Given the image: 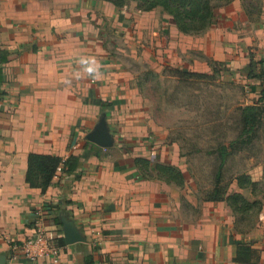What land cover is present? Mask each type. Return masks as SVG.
Returning <instances> with one entry per match:
<instances>
[{"label":"crops","instance_id":"crops-1","mask_svg":"<svg viewBox=\"0 0 264 264\" xmlns=\"http://www.w3.org/2000/svg\"><path fill=\"white\" fill-rule=\"evenodd\" d=\"M215 12L211 27L185 34L162 7L141 11L135 0H0V264H54L51 256H16L13 245L36 232L37 220L63 246L58 264H264V195L255 192L264 161L251 157L229 180V193L261 205L245 229L227 201L181 193L158 178L156 160L182 169L179 150L165 144L164 127L132 110L145 98L107 47L108 26L157 44L169 23L170 39L189 41L182 50L225 62L264 102V0H231ZM103 113L110 147L87 139ZM151 126L161 149L149 156L141 138ZM86 147L88 158L73 170L61 164L45 191L27 182L29 153L67 158ZM137 157L152 161V177ZM244 172L255 188L239 185ZM67 221L80 240L67 242Z\"/></svg>","mask_w":264,"mask_h":264},{"label":"rangeland","instance_id":"rangeland-1","mask_svg":"<svg viewBox=\"0 0 264 264\" xmlns=\"http://www.w3.org/2000/svg\"><path fill=\"white\" fill-rule=\"evenodd\" d=\"M159 13L154 12V17ZM164 27L161 34L164 39L155 44L156 41L123 37L108 26L105 30L109 32L107 47L130 69L135 86L145 98L139 102L141 105L132 106V110L145 112L157 126L164 127L170 140L165 144H174L173 148L179 150L185 181L182 185L173 183V186L181 193L207 199L215 196L217 187L229 184L235 169L246 171L251 157L264 161V102H256L249 94L238 71L201 52L182 50L183 43L189 41L182 36L170 39L166 29L169 23ZM143 43H148L145 45L148 49ZM194 60L198 64L191 67ZM174 68L206 72L209 76L178 79L170 75ZM151 71L166 73L155 83L158 79ZM151 127L149 135L141 138L148 146L149 156L161 149V144L155 141V126ZM255 192L264 195V180ZM182 198L185 209L189 210L184 194ZM257 211L258 206L239 218L242 228L254 222Z\"/></svg>","mask_w":264,"mask_h":264},{"label":"trees","instance_id":"trees-1","mask_svg":"<svg viewBox=\"0 0 264 264\" xmlns=\"http://www.w3.org/2000/svg\"><path fill=\"white\" fill-rule=\"evenodd\" d=\"M117 6H124L127 0H109ZM137 2V8L141 11L152 10L157 7H162L168 14H170L178 27V29L185 34H197L205 31L216 22V12L218 7H221L231 0H135ZM211 68L210 60L208 61ZM158 80L155 83H159L163 75L166 73H160L158 71H151ZM170 75L178 79H205L209 76L206 72L201 71H187L181 68L171 69ZM152 90V87H149ZM264 97V89L262 90ZM94 145L91 141L88 142ZM91 154V150L86 147L85 152L81 155L71 154L69 157L64 158L59 155L44 154L31 152L28 155V169L26 180L31 187L41 188L45 191L51 184L57 169L61 164L68 166L69 170H73L77 167V164ZM137 164H142L145 171V176L152 177L151 172L152 161L150 159L137 157ZM153 168L157 173V177L169 184H184L185 178L182 170L169 163H164L156 160L153 164ZM240 186L245 184L256 187L257 183L253 182L250 176L246 173H241L237 177ZM228 186L217 187L214 190L215 196H208L207 200L220 201L224 200L231 206L233 211L239 216H243L244 212H250L258 205V209L261 208L258 201H249L242 193L228 192Z\"/></svg>","mask_w":264,"mask_h":264},{"label":"built area","instance_id":"built-area-1","mask_svg":"<svg viewBox=\"0 0 264 264\" xmlns=\"http://www.w3.org/2000/svg\"><path fill=\"white\" fill-rule=\"evenodd\" d=\"M37 229L36 232L24 239L19 243H15L13 248L17 253L22 254L32 261H39L44 257L51 256L54 264H58L60 261V250L61 246L53 242L52 236H50L42 221L37 220Z\"/></svg>","mask_w":264,"mask_h":264},{"label":"water","instance_id":"water-1","mask_svg":"<svg viewBox=\"0 0 264 264\" xmlns=\"http://www.w3.org/2000/svg\"><path fill=\"white\" fill-rule=\"evenodd\" d=\"M87 139L102 147H110L113 145V135L107 124L106 113L102 114L94 129L88 133ZM65 233L67 242L69 243L80 240L81 238L78 229L70 221L65 223Z\"/></svg>","mask_w":264,"mask_h":264},{"label":"clouds","instance_id":"clouds-1","mask_svg":"<svg viewBox=\"0 0 264 264\" xmlns=\"http://www.w3.org/2000/svg\"><path fill=\"white\" fill-rule=\"evenodd\" d=\"M89 71H92V69L90 68Z\"/></svg>","mask_w":264,"mask_h":264}]
</instances>
